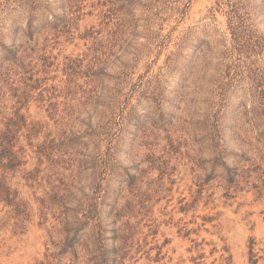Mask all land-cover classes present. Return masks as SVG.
Returning <instances> with one entry per match:
<instances>
[{"label":"rangeland","instance_id":"1","mask_svg":"<svg viewBox=\"0 0 264 264\" xmlns=\"http://www.w3.org/2000/svg\"><path fill=\"white\" fill-rule=\"evenodd\" d=\"M0 264H264V0H0Z\"/></svg>","mask_w":264,"mask_h":264}]
</instances>
